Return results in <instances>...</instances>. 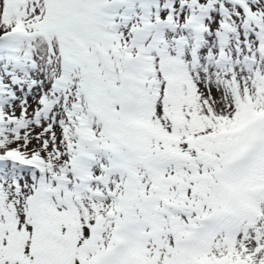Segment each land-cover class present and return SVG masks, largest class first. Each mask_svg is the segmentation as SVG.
<instances>
[{
    "label": "snow or ice",
    "instance_id": "obj_1",
    "mask_svg": "<svg viewBox=\"0 0 264 264\" xmlns=\"http://www.w3.org/2000/svg\"><path fill=\"white\" fill-rule=\"evenodd\" d=\"M0 264H264V0H0Z\"/></svg>",
    "mask_w": 264,
    "mask_h": 264
}]
</instances>
